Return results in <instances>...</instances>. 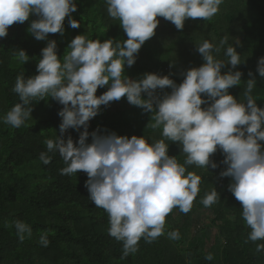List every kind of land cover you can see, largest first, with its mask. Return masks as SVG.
<instances>
[{"label":"clouds","instance_id":"1","mask_svg":"<svg viewBox=\"0 0 264 264\" xmlns=\"http://www.w3.org/2000/svg\"><path fill=\"white\" fill-rule=\"evenodd\" d=\"M107 14L120 21L126 34L124 41L76 35L67 45L62 58L58 56L56 40L49 34L65 33V18L69 27L79 28L72 18L77 11L76 0H0V38L8 35L13 24H23L35 15L27 31L38 41H47L41 49L36 75L16 76L12 91L19 96L0 122L20 128L32 118L33 102L49 98L61 105L59 134L46 139V151L39 154L44 165L58 153L64 167L60 175L83 172L88 179L84 187L89 200L108 214V234L122 243L123 257L139 250L143 238L152 243L165 235L166 217L174 208L189 213L200 192L201 176L186 166L216 169L211 157L219 150L226 169L221 177L231 178L228 190L242 208V218L250 229L248 241H264V107L253 97L256 80L246 81L245 101L240 102L229 89L239 86L243 73L237 70L241 55L225 36L215 46L208 40L196 44L203 63L186 70L181 83L169 75L144 73L139 79L125 75V68L134 65L142 45L155 35L160 19L182 30L187 19L211 20L224 0H105ZM225 49L227 61L217 59L213 52ZM15 59L29 62L24 49H17ZM228 66V71L222 69ZM256 71L264 77V56L258 59ZM253 77V72H248ZM107 91L97 96L98 88ZM165 89H171L165 92ZM161 93H163L161 95ZM126 98L127 102L150 114L148 128L162 129L164 139L149 143L143 136L89 132L90 121L101 106ZM203 105V107H202ZM69 130L78 133L74 140ZM67 134V136H66ZM66 137V138H65ZM91 137V142H89ZM178 142L185 155L182 163L169 155V144ZM215 188L201 200L209 208L220 200ZM18 239L31 237L32 228L21 220L13 226ZM171 240H180L178 229L167 232ZM39 243L47 247V232ZM257 253L264 243L256 245ZM208 261L213 255L205 256Z\"/></svg>","mask_w":264,"mask_h":264},{"label":"trees","instance_id":"2","mask_svg":"<svg viewBox=\"0 0 264 264\" xmlns=\"http://www.w3.org/2000/svg\"><path fill=\"white\" fill-rule=\"evenodd\" d=\"M76 4L77 11L71 15L81 26L69 27L66 17L64 35L48 37L56 40L60 58L76 35L99 38L101 42L127 39L120 21L108 16L105 0H76ZM35 19L33 15L23 24H13L8 35L0 38V117L20 102L18 94L12 91L16 76L22 72L25 78L37 74V62L47 41H38L27 31ZM158 19L160 29L142 45L134 65L125 68V75L135 80L144 73H157L169 75L179 84L186 70L203 63L196 44L208 40L219 46V41L227 36L228 45L241 55L242 63L237 70L243 73L240 85L230 88V94L246 102V81L254 78L257 84L252 95L257 105L264 107V77L256 71L258 59L264 56V0H224L211 20L187 19L182 30L163 18ZM228 45L213 55L226 62L224 53ZM17 49L26 50L28 63L21 64L15 59ZM250 70L253 77L248 75ZM226 71L228 66L222 73ZM105 91L107 87L98 88L96 95ZM116 103L130 107L122 110L101 107L100 113L90 121V133L99 128L102 133L114 131L129 138L143 136L149 143L164 139L162 129L147 127L149 113L130 105L126 98L111 102ZM61 107L49 98L33 102L32 118L20 128L0 122V264H264V251H255L256 245L264 241L245 243L250 229L242 218L240 202L228 190L231 178L220 176L227 166L222 163L224 156L219 150L211 157L218 165L216 169L186 166L188 171L201 176L200 192L191 211L185 214L174 208L166 217L165 235L152 243L142 238L139 250L123 257L122 243L108 234L107 212L88 198L84 187L87 175L83 172L60 175L65 165L58 153H50L52 161L48 165L39 159L40 152L46 151L44 141L59 134L61 118L57 113ZM69 133L74 140L78 139L76 131ZM165 142L169 144V155L176 156L183 164L186 157L178 142ZM213 188L221 198L205 208L201 200ZM16 220L32 228L31 237L26 236L23 242L18 239L14 225L5 227V222L13 224ZM200 222L202 226L194 231L193 226ZM176 229L181 239H169L167 232ZM44 232L50 241L47 247L39 243ZM208 253L213 255V260L205 259Z\"/></svg>","mask_w":264,"mask_h":264},{"label":"rangeland","instance_id":"3","mask_svg":"<svg viewBox=\"0 0 264 264\" xmlns=\"http://www.w3.org/2000/svg\"><path fill=\"white\" fill-rule=\"evenodd\" d=\"M163 21L164 22H166V23H168V21H166V20H164L163 19ZM159 27H161L160 25H158V27H157V29L159 30L160 28ZM148 41V40H147ZM146 41V42H147ZM146 42H145V44H146ZM148 43V42H147ZM112 106H114L115 108H119L120 110H122V109H125V108H129L130 106L129 105H127V104H124V103H121V104H118V103H116V104H109V106H107V107H105V106H101L102 108H111ZM202 224H203V222H200L199 224H195L194 226H193V230L195 231L196 230V228H197V226H199V225H201L202 226ZM209 243H211V241H209ZM208 243V244H209Z\"/></svg>","mask_w":264,"mask_h":264},{"label":"bare ground","instance_id":"4","mask_svg":"<svg viewBox=\"0 0 264 264\" xmlns=\"http://www.w3.org/2000/svg\"><path fill=\"white\" fill-rule=\"evenodd\" d=\"M91 234V233H90ZM106 250V249H105ZM102 252V251H101ZM94 253V252H93ZM100 255V254H99ZM102 256V255H101ZM109 257V256H108ZM263 258V257H262ZM105 260V259H104ZM100 263V262H99Z\"/></svg>","mask_w":264,"mask_h":264}]
</instances>
